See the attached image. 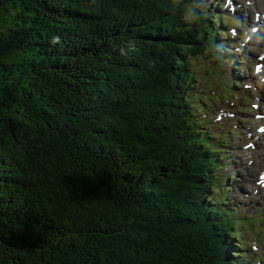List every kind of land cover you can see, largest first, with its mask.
Wrapping results in <instances>:
<instances>
[{"label": "trees", "instance_id": "16d2710c", "mask_svg": "<svg viewBox=\"0 0 264 264\" xmlns=\"http://www.w3.org/2000/svg\"><path fill=\"white\" fill-rule=\"evenodd\" d=\"M200 2L0 0V264L244 259L215 222L231 140L194 118L191 46L219 39Z\"/></svg>", "mask_w": 264, "mask_h": 264}, {"label": "rangeland", "instance_id": "374dc122", "mask_svg": "<svg viewBox=\"0 0 264 264\" xmlns=\"http://www.w3.org/2000/svg\"><path fill=\"white\" fill-rule=\"evenodd\" d=\"M235 3H241L240 5L243 7L241 10L244 11V14H248V27L252 26L254 23V11H258V14L261 12H264V0H231ZM230 0H226L227 4L231 3ZM206 2V0L202 1V5ZM246 4H255L258 9H254L253 11L249 10L246 7ZM245 5V6H244ZM227 8V6H224V9L222 11V15H231L230 13L224 12V10ZM228 17V16H227ZM188 19V18H186ZM236 20V18H235ZM188 21V20H187ZM234 23V21H232ZM240 22V21H237ZM254 23L251 25L250 23ZM223 25L226 26V24ZM197 26V24H196ZM197 28H201V26H197ZM229 32V35L231 38H234L232 35L233 28L229 27L226 29ZM240 30H246V27L244 26ZM241 40L245 37V35H240ZM225 37V36H224ZM230 42V41H229ZM194 49L190 52V69L194 74V77L196 79V87H195V93L198 94L199 91H201V94L205 97L199 96L198 99L203 100L207 103L209 101L211 102L209 106L205 105L206 107V114L205 118H209L208 120L199 121V125H205L204 129H200L201 132H208L213 138H218L220 136H223L225 138H228V133L221 134L217 130L220 128L221 131L232 129L236 131V134L231 135V138L233 139V143L230 144L228 147L229 151L231 152V159H229L225 164L230 163L233 164L234 168H238L240 170V174H237L234 176L235 172L234 170H231L230 167L227 168L224 173H222L223 176L225 174H233L232 178L233 180H229L231 185L234 186L233 192L228 193V198L232 196L234 192H236L238 195V198L243 199L245 201L249 200L252 203L250 204L254 208H258V212L260 216L258 219L263 221V224L261 226H257L249 231H247V234L253 238V231L256 228L262 227L264 230V194L263 191L260 192L258 188H255V181L256 176L259 172V169L264 167V160L261 159V147L264 144V133H257L256 129L259 123L257 117L255 114L257 111H255V106L251 108L252 102L258 104V111L264 110V70L255 73L253 71V65L255 64L251 56L249 55L248 50L251 49V46H247L245 51L240 52L239 50L233 48V45H229L228 52L235 53L233 59L238 64L237 67L240 70L241 78L237 79L236 75L231 74L225 65L222 66L225 73L229 74L232 78L228 77V79L233 80L234 82L239 83V87L235 90V92L232 94L227 88H222L221 93L219 92L220 88L216 85H207L204 82L203 74L205 71H209V68L211 65H217L216 60L214 57H208L204 56L203 51L200 49H197L198 45L191 46ZM228 49V48H227ZM205 53V52H204ZM257 53V54H256ZM260 52H255V56H257ZM203 54V55H202ZM244 59L242 61L241 59ZM240 59V60H239ZM264 62V61H263ZM262 64L264 65V63ZM188 64V60L186 61V65ZM245 65V66H244ZM210 72L214 75L213 82L216 80L215 77L218 78H224V72H221L223 75H221L217 69V67L212 66L210 68ZM211 80V77L209 81ZM212 83V81H211ZM223 83V81H222ZM251 87L250 89H244V86ZM212 89H215L217 92V97L214 96V91ZM249 99H251V101ZM215 98V99H214ZM246 98V99H245ZM211 99V100H208ZM254 108V109H253ZM201 112H205L204 109H201ZM220 115H223V119H221ZM219 130V131H220ZM253 130V131H252ZM158 132L160 131V128L158 129ZM251 132H255V136L257 138H252L250 136ZM208 136V135H207ZM162 137H165V134H162ZM225 159V158H223ZM229 164V165H230ZM228 167V164H227ZM247 170H253L254 174H248V180L252 178L251 181L248 183L242 182V177H244L247 174ZM209 195H213L212 193H209ZM230 209V208H228ZM230 209L232 211V214L235 218H238V212ZM255 213H251L250 216L253 218ZM237 221L241 219H236ZM233 222L232 228L234 227H241L243 230V225H245L246 222L240 221V222ZM245 232L243 233L244 236ZM225 238L230 240L227 233H225ZM242 236V237H243ZM247 240L250 238L248 235ZM208 237V236H206ZM259 244H262L260 247L257 245V251L250 250L244 255L245 261L242 264H258V260L262 256H264V232L259 233L258 240L255 239ZM200 241H204L201 240ZM232 244L235 249L233 251L239 252L241 251L237 241L234 239ZM205 247L208 248V242L204 241ZM249 245L254 246L255 243L252 240H249ZM243 254V251L241 252ZM249 257H251L252 260L247 262L249 260ZM253 260L255 263H253Z\"/></svg>", "mask_w": 264, "mask_h": 264}, {"label": "bare ground", "instance_id": "6f19581e", "mask_svg": "<svg viewBox=\"0 0 264 264\" xmlns=\"http://www.w3.org/2000/svg\"><path fill=\"white\" fill-rule=\"evenodd\" d=\"M225 3H226V0H207L203 5L198 4V3L195 4L193 9H194L195 13L201 14V19H203L205 22L209 23V22H211L212 19H215L219 15L220 12L223 11ZM246 7L251 11H253L254 9H258L255 4H248V5L246 4ZM241 8H242V6L236 7V10H240ZM228 10H233V7L227 6V8L224 10V12H227ZM227 16L230 17L231 20L233 21V18L230 15H227ZM177 23L179 24L178 21H177ZM250 24L253 25L254 23L252 22ZM179 27L182 28L183 25H181ZM259 33H260V35H263L262 31H259ZM244 35L246 38H248L250 36V34L248 32L244 33ZM235 37H238V35H236ZM171 43H173V42H171ZM205 46H207V44H205ZM209 48L211 50H213L214 52H216V54L219 56L220 60L222 61V66L225 65L231 74L236 75L239 79L241 78L240 70L237 67V65L235 64L234 60L227 57L225 53H222L221 52L222 49L218 48L217 43L211 44ZM225 74L228 77L232 78L229 74H227V73H225ZM179 149H181V148H179ZM262 156H264V151H263ZM194 159L199 162L198 157H194ZM234 171H235V173L240 174V170L238 168H234ZM251 173L254 174V171L253 170H247V174L244 177H242V182L248 183L249 181H251L252 178H250L248 180V174H251ZM229 190H230V192H233V190H235L234 186L230 184ZM236 194L237 193L234 192L230 198L227 197V199H226L227 202L231 206H234V208L238 212L239 217L235 218V219H242V218L248 217L251 213H255V214L258 213V211H259L258 208H254L253 206L250 205L252 203L251 201H249V200L245 201L243 199H240V198H238V195H236ZM211 197L213 200L216 199V197L214 195H211ZM215 222H216V229L218 231V234L222 238V231H224L227 224L223 223L221 221H215ZM204 232H205L206 236L209 237L211 230H210V228H205ZM220 240H221L222 248L224 250H228L229 252L233 251V249L230 248V242L229 241L225 240V243H224L222 239H220ZM253 263H255L254 260H253Z\"/></svg>", "mask_w": 264, "mask_h": 264}, {"label": "snow or ice", "instance_id": "6c2138e0", "mask_svg": "<svg viewBox=\"0 0 264 264\" xmlns=\"http://www.w3.org/2000/svg\"><path fill=\"white\" fill-rule=\"evenodd\" d=\"M260 71V69L259 68H257V72H259Z\"/></svg>", "mask_w": 264, "mask_h": 264}]
</instances>
